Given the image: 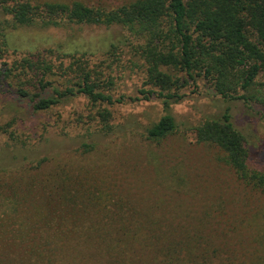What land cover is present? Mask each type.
Listing matches in <instances>:
<instances>
[{
	"label": "trees",
	"instance_id": "trees-1",
	"mask_svg": "<svg viewBox=\"0 0 264 264\" xmlns=\"http://www.w3.org/2000/svg\"><path fill=\"white\" fill-rule=\"evenodd\" d=\"M67 24L115 28L119 35L31 51L9 67L11 31ZM125 48L140 58L136 65L145 75L141 96L133 99L159 98L166 111L146 130L153 142L161 144L179 130L170 109L191 84L195 91L212 89L226 102L264 107V0H126L118 5L0 0V83L14 70L25 74L17 91L37 111L85 95L94 119L100 118L99 129L111 132L112 112L99 106L126 101L113 92V63ZM193 130L197 143L217 147L237 178L264 198V169L252 166L254 152L235 125L231 105L207 115ZM84 146L88 152L96 147ZM79 168L61 173L60 182L69 187L59 186L51 211L33 223L43 230L41 237L24 253H1L0 264H264V217L239 215L227 224L224 212L217 218L212 208H193L190 220L160 219L159 213L158 219H147L149 210L134 205L122 187H114V179L101 177L99 169ZM109 192L120 195L112 198ZM199 212L206 219L194 218ZM245 229L253 232V248H246L248 240L238 234Z\"/></svg>",
	"mask_w": 264,
	"mask_h": 264
},
{
	"label": "rangeland",
	"instance_id": "rangeland-1",
	"mask_svg": "<svg viewBox=\"0 0 264 264\" xmlns=\"http://www.w3.org/2000/svg\"><path fill=\"white\" fill-rule=\"evenodd\" d=\"M83 1L118 5L126 0ZM11 32L5 57L9 67L31 51L60 43L71 47L73 42L77 47L93 36L115 39L119 35L115 28L80 24L23 26ZM136 63L142 62L129 48L113 63V92L117 97L124 94L126 101L99 106L112 112L109 133L99 129L100 118L94 119V108L85 95L37 111L17 91L25 74L14 70L0 83V254L24 253L31 241L41 237L43 230L33 223H40L51 211L58 187H69L59 176L73 167L99 169L101 177L110 176L117 184L114 187H122L134 205L149 210L147 219H158L159 213L160 219L190 220L188 212L193 208H212L216 216L224 212L227 224L239 215L254 220L264 217L263 196L237 178L217 147L197 143L193 130L207 115L220 114L231 105L235 125L254 152L252 166L264 169V107L226 102L212 89L201 86L195 91L191 84L184 89L186 97L170 109L179 130L158 144L147 138L146 130L166 111L159 98L133 99L141 96L145 76ZM85 144L96 147L88 152ZM118 195L111 194L112 198ZM200 216L207 217L199 212L194 218ZM246 231L238 234L248 240L246 248H253V232Z\"/></svg>",
	"mask_w": 264,
	"mask_h": 264
}]
</instances>
